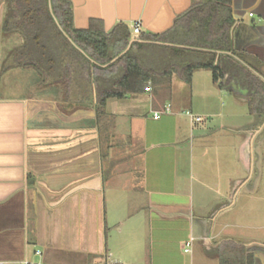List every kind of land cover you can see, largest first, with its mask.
Wrapping results in <instances>:
<instances>
[{
  "label": "crops",
  "instance_id": "obj_1",
  "mask_svg": "<svg viewBox=\"0 0 264 264\" xmlns=\"http://www.w3.org/2000/svg\"><path fill=\"white\" fill-rule=\"evenodd\" d=\"M200 1L71 0L76 29L91 20L107 33L128 27L112 36V61L92 60L99 68L67 91L16 95L5 91L20 70L1 74L0 0V263L212 264L236 241L264 264V96L254 102L256 79L264 81V0H232L230 50L154 38ZM164 47L194 52L177 58ZM129 51L159 73L207 57L195 52L214 54L223 76L199 68L187 83L173 73L149 92L108 98L99 121V95L124 74ZM222 97L232 106L226 123ZM252 103L262 110L251 112ZM166 104L171 112L155 118Z\"/></svg>",
  "mask_w": 264,
  "mask_h": 264
},
{
  "label": "trees",
  "instance_id": "obj_2",
  "mask_svg": "<svg viewBox=\"0 0 264 264\" xmlns=\"http://www.w3.org/2000/svg\"><path fill=\"white\" fill-rule=\"evenodd\" d=\"M53 13L63 30L86 55L76 49L59 29L49 6V0H5V14L1 31L2 65L1 74L12 69L33 70L39 87L50 86L67 91L73 84H86L85 72L99 64L112 61V36L126 25H117L107 33L100 20H91L86 30L76 29L73 22L71 0H50ZM232 0H201L178 17L172 29L162 35H154L156 40L192 45L204 48H224L230 50L229 34L234 24L231 9ZM125 40L128 31L124 33ZM222 42V46H220ZM178 57L186 52L183 48L164 47ZM203 60H189L181 65L172 64L163 73L145 66L142 59L132 51L123 55L124 74L116 79L113 87L99 95L98 117L105 113L108 98H122L128 94L145 91L149 82H168L173 73L187 83H191L194 71L209 68L215 81L221 80L223 69L215 64V55L204 52ZM113 65H110V67ZM257 97L264 96V81L256 79ZM149 87V86H148ZM264 98V97H263ZM261 107L250 105L251 112ZM255 250L240 242L226 241L218 253L219 264H255Z\"/></svg>",
  "mask_w": 264,
  "mask_h": 264
},
{
  "label": "rangeland",
  "instance_id": "obj_3",
  "mask_svg": "<svg viewBox=\"0 0 264 264\" xmlns=\"http://www.w3.org/2000/svg\"><path fill=\"white\" fill-rule=\"evenodd\" d=\"M3 59V58H2ZM17 70H20V71H18V72H20V73H22V75L20 76V78H18L17 76H18V74L16 73V74H13V73H11L10 74V76H9V78L10 77H13V79L16 81V84H15V87L13 88V89H11V90H8V91H5L6 93H9V94H12V93H14V94H40V92L41 91H44V88L46 87V86H43V87H39L38 86V84H37V81H38V76H37V74L33 71V70H26V74H23V73H25V71H23V69H17ZM29 71V72H28ZM11 79V78H10ZM24 82V83H23ZM24 84V85H23ZM30 85H31V91L29 90L30 89ZM27 87H29L28 89H27ZM3 91L4 90H2V91H0V93L2 94L3 93ZM31 95V96H32ZM26 96H28V95H26ZM233 97V96H232ZM221 104H224V111H225V113L223 114V116L220 118L221 119V121L223 122V123H226L227 122V120H228V114L226 113L227 112V110L226 109H229L230 107H232L231 105H230V100L228 99V98H226V97H222L221 98V100H220V105ZM200 106V105H199ZM200 107H202V105L200 106ZM239 107V109H240V111H244V117H241V119H240V124L243 122V119H245V118H247L246 117V114H245V112H246V109H247V106H246V104H243L242 106L241 105H239L238 106ZM241 115L243 116V114L241 113ZM263 124V121H257V129H258V127H260L261 125ZM251 173V171L248 173V175H246V177L248 178V177H250V174ZM255 178V177H254ZM234 211H236L235 212V214L237 215L238 214V212H239V208H236ZM240 217V214L238 215V220H242L241 218H242V215H241V217ZM260 222H262V221H260ZM240 231H245L243 234H240V237L241 236H243L244 235V239H246V237L247 236H250V232H249V230L247 231V230H240ZM263 233H264V229L262 230V235H263ZM259 235V234H258ZM218 261V260H217ZM214 262V263H212V264H218V262Z\"/></svg>",
  "mask_w": 264,
  "mask_h": 264
},
{
  "label": "built area",
  "instance_id": "obj_4",
  "mask_svg": "<svg viewBox=\"0 0 264 264\" xmlns=\"http://www.w3.org/2000/svg\"><path fill=\"white\" fill-rule=\"evenodd\" d=\"M139 32H140V27H139L138 24H136L134 26V33L138 34ZM145 91L146 92L151 91V87H146ZM169 112H171V105L170 104H166L163 107L162 110L154 112V117L155 118H160L162 114L169 113ZM187 114L190 116L191 121L193 123H197V122L203 121V118L201 116L194 115L191 112H187ZM193 241H194V239L192 238V239H190L189 241H187L185 243V248H184L185 252H187V253L191 252V247H192ZM37 254H40V252L38 251ZM0 264H9V263H0ZM16 264H32V263L29 262V261H20V262H17ZM97 264H117V263H113V262H99Z\"/></svg>",
  "mask_w": 264,
  "mask_h": 264
},
{
  "label": "water",
  "instance_id": "obj_5",
  "mask_svg": "<svg viewBox=\"0 0 264 264\" xmlns=\"http://www.w3.org/2000/svg\"><path fill=\"white\" fill-rule=\"evenodd\" d=\"M49 6H50V11H51L53 17H54V19H55V21H56V23H57L59 29H60L61 32L64 34V36L68 39V41H69V42H70V43H71L76 49H78L80 52H82L84 55H86V53H85L81 48H79V47L73 42V40L69 37V35L63 30V28H62L61 25L59 24L57 18L55 17V15H54V13H53V9H52V7H51V2H50V0H49ZM86 56H87V55H86Z\"/></svg>",
  "mask_w": 264,
  "mask_h": 264
}]
</instances>
